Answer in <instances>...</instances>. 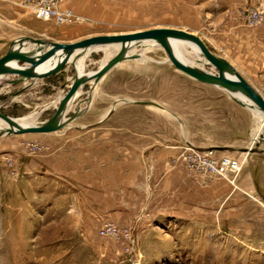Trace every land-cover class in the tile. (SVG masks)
<instances>
[{
    "label": "rangeland",
    "instance_id": "1",
    "mask_svg": "<svg viewBox=\"0 0 264 264\" xmlns=\"http://www.w3.org/2000/svg\"><path fill=\"white\" fill-rule=\"evenodd\" d=\"M125 1L131 18L134 15L131 22H126L129 28H108L101 35L159 27L185 31L184 27H189L180 17L181 10L169 6L173 0ZM228 1L241 26H264V0L223 3ZM15 2L0 0V37H6L3 32L8 27L2 20L9 17V5L16 11L26 10L16 8ZM193 5L183 8L195 9ZM252 10L261 12L263 21L251 27L242 14ZM60 28L81 29L80 36L61 44L101 36L88 24ZM145 56L152 61H125L99 84H84L64 116L77 117L62 130L0 138V264H264V252L254 247L239 252V246L231 243L226 251L209 252L206 244L191 242V230L184 221L155 220L159 219L158 203L163 205L155 189L139 221L149 192L146 147L171 148L177 152L176 162L188 172L213 178L201 168L199 157L203 154L187 151L186 147L193 146L185 141L192 142L191 137H196V145L225 144L213 141L217 137L213 127L226 126L232 121L227 122V118L234 117L231 110L213 103L233 101L222 89L177 71L166 63L163 50L155 49ZM107 57L104 50L91 53L83 60L84 71L96 72ZM74 76L72 64L39 80L8 84L17 79L8 76L0 80V113L13 120L36 113L34 123H43L55 113L57 100ZM246 79L264 98V77L259 81L249 76ZM122 100L132 102L125 104ZM142 102L161 105L163 110ZM244 110L251 119L252 112ZM257 127L254 121L251 139ZM259 146L264 148V143ZM251 148L256 149V144ZM207 150H212L213 158L228 157ZM38 164L42 167L37 169ZM150 181L153 184V178Z\"/></svg>",
    "mask_w": 264,
    "mask_h": 264
},
{
    "label": "crops",
    "instance_id": "2",
    "mask_svg": "<svg viewBox=\"0 0 264 264\" xmlns=\"http://www.w3.org/2000/svg\"><path fill=\"white\" fill-rule=\"evenodd\" d=\"M169 4L181 10L180 17L189 26H185L184 30L199 37L213 54L226 60L244 80L248 81L247 76L257 81L264 77V26L248 29L241 26L236 21L237 14L230 1L224 4L223 0H173ZM186 4H194L196 8L186 10L183 8ZM164 5L166 13L167 4ZM9 7V17L2 20L8 28L5 29L7 32H3L6 37H0V58L17 40L66 43L72 37L80 36V28L61 29L62 25L37 20L28 10L16 11ZM64 7L86 18L83 24L95 26L98 29L97 35L108 28H129L126 22L134 19V15L131 18L129 14L130 7L125 0H74ZM131 102L125 100L123 103ZM213 103L217 107L231 110L230 114L234 116L227 118V122L232 119L228 125L218 124L213 127L217 136L213 141L227 143L196 145V137H191L192 142L185 143L197 150L214 149L219 155L240 159L248 151L250 154L238 175L236 185L232 186L223 178L190 173L176 162L175 150L166 146H159L158 149L148 146L145 164L149 192L145 207L140 209L139 221L146 213L155 189L163 204L158 203L159 219L155 220L175 223L184 221L191 230L193 244H206L209 252L226 251L231 243L239 246V252H245L248 246L264 252V148L259 146L264 138L258 141L256 149L250 150L253 142L250 127L254 121L259 125V121L254 120V115L248 110L253 115L249 119L244 110L246 108L234 101ZM146 106L161 110L154 105ZM223 132H226V136ZM39 167L42 166L38 164L37 169ZM53 169L56 170L55 165ZM152 178L153 184L150 181Z\"/></svg>",
    "mask_w": 264,
    "mask_h": 264
},
{
    "label": "water",
    "instance_id": "3",
    "mask_svg": "<svg viewBox=\"0 0 264 264\" xmlns=\"http://www.w3.org/2000/svg\"><path fill=\"white\" fill-rule=\"evenodd\" d=\"M174 40H184L194 45L198 49V55L203 60V62H201L203 68L197 69L191 64L184 63L176 58L172 52V41ZM133 41L154 42L158 46V50H163L165 52L168 63L177 71L200 83L222 89L228 96H231L234 102L246 108L235 97V95L241 94L247 97L252 104L264 114V98L257 93L226 60L213 54L199 37L187 31L174 28H153L132 33L94 36L71 44L25 39L17 40L11 44L9 50L0 58V80L8 76L17 77L15 80H9L7 82L8 84L21 83L25 80H38L56 75L62 71L66 65L71 64L70 62L74 59V52L80 49L109 44H118L121 48L115 56L110 58L96 72L87 77H75L68 90L61 97L55 113L45 122L33 127L22 128L18 127L12 119L0 113V119L9 125L5 131L0 130V138L11 134H48L61 130L71 120L77 117L75 115L65 121L60 120L67 109L68 103L80 86L87 82H91V80L94 84H97L101 77L111 71L118 63L126 59L134 60L138 58L136 55L124 56V45ZM24 42H30L36 47L33 49L34 55L23 53L20 50H13V45L21 47ZM16 64H25L26 66L22 68L14 67L13 65ZM40 67H45V71L38 72L37 70ZM140 104H149L159 107L154 103L142 102Z\"/></svg>",
    "mask_w": 264,
    "mask_h": 264
},
{
    "label": "bare ground",
    "instance_id": "4",
    "mask_svg": "<svg viewBox=\"0 0 264 264\" xmlns=\"http://www.w3.org/2000/svg\"><path fill=\"white\" fill-rule=\"evenodd\" d=\"M27 45H28V48H26ZM47 46H49V45H47ZM137 47H140L141 50H137ZM34 48H36V47L32 43H30V42H24V43H22L21 47H19L18 45H13V50H17V51L20 50L23 53H28V54H32V55H34L33 54L34 53L33 52V49ZM120 48H121V46L118 45V44H109V45L98 46V47H88V48H85V49H80V50L75 51L74 52V55H73V58L74 59H73V61L70 62L73 65L74 69H75V76H74V78L75 77H81V76L82 77H87V76H89V75L92 74V73H86L84 71V66H83V60H84V58L87 57L88 55H90L91 53L97 52V51H100V50H104L107 53V55H108L107 58L110 59V58H112L113 56H115L120 51ZM187 48L190 49V50H192V51H187L186 50ZM124 49H125V55L124 56L136 55V56H138V58L137 59H134V60H137L136 62L139 63V64H143V63H147V62H151L152 61L149 58H147V56H145V55L148 52H150V51H153L155 49H158V46L154 42H151V41H149V42H147V41H133V42L126 43L124 45ZM172 52H173V54H174V56L176 58L180 59L184 63L191 64L192 66H194L197 69H202L203 68V66L201 65L202 64L201 62H203V60L198 55V49L194 45H191L190 43H188L187 41H184V40H174V41H172ZM193 56H194V58H193ZM108 60L106 59L103 62V64L101 65V67ZM125 61H128V60L126 59V60L118 63L114 68L119 67L121 65V63H123ZM166 63H168V61H166ZM13 66L14 67H20V68H22V67H24L26 65L25 64H23V65L16 64V65H13ZM45 69H46L45 67H40L37 71L38 72H43V71H45ZM106 74H104L101 77L100 81H102L104 79V77L106 76ZM90 83L92 84L93 81L91 80ZM82 86L79 87V89L77 90V92L75 93V95L73 96V98L71 99V101L68 103V106L70 105V103L76 97L79 96L80 89L82 88ZM229 97L231 98V96H229ZM235 97L239 100L240 103H242L246 107L247 110L251 111L252 114L254 115L255 119L257 121H259V125H258V127L256 129H254V133H253V136H252V139H253V142L251 144V147H252L253 144H257L258 141L261 140V136L264 133V114L254 104H252V102L247 97H245V96H243L241 94H237V95H235ZM60 99L57 100L56 105H55L56 107L58 106V103H59ZM124 101H122V102H124ZM68 106H67V108H68ZM158 110H160V109H158ZM161 110H163V109L161 108ZM66 111H67V109H66ZM66 111H65V113H66ZM162 112H165V111H162ZM65 113L60 118V120H62V121H65L66 120L64 118ZM37 115L38 114L33 113V114H31L29 116H26L25 118L20 119V120H13V119L12 120L15 122V124L18 127H22V128L33 127V126H36L38 124H41V123L36 124L33 121V119ZM8 127H9V125L0 119V130H4L5 131ZM56 132H58V131H56ZM261 141L263 142V140H261ZM250 150H251V148H250ZM246 155H248V153H246ZM246 155H244V158L246 157Z\"/></svg>",
    "mask_w": 264,
    "mask_h": 264
},
{
    "label": "built area",
    "instance_id": "5",
    "mask_svg": "<svg viewBox=\"0 0 264 264\" xmlns=\"http://www.w3.org/2000/svg\"><path fill=\"white\" fill-rule=\"evenodd\" d=\"M72 1L74 0H16L15 5L30 11L33 17L40 21L52 22L56 25L85 23L86 18L64 7L66 3ZM242 15L244 16L246 22L251 24V27L257 26L263 21L261 12L257 10L246 11L243 12ZM186 148L188 149L187 151H191L193 152V154H203V157H199L202 160L201 168L209 172L210 176H213L215 178H223L231 185H234L235 179L239 175L246 162V159L249 156V153L247 152L248 155H246L245 158L242 157L241 159H232L228 157L217 159L216 157H212V150L201 151L195 148Z\"/></svg>",
    "mask_w": 264,
    "mask_h": 264
}]
</instances>
